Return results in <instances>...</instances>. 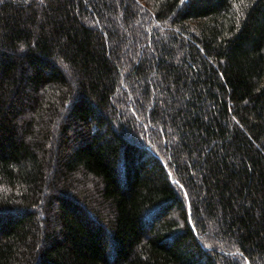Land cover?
Returning <instances> with one entry per match:
<instances>
[{"label":"trees","instance_id":"1","mask_svg":"<svg viewBox=\"0 0 264 264\" xmlns=\"http://www.w3.org/2000/svg\"><path fill=\"white\" fill-rule=\"evenodd\" d=\"M0 264H264V0H0Z\"/></svg>","mask_w":264,"mask_h":264},{"label":"snow or ice","instance_id":"2","mask_svg":"<svg viewBox=\"0 0 264 264\" xmlns=\"http://www.w3.org/2000/svg\"><path fill=\"white\" fill-rule=\"evenodd\" d=\"M182 2H183V0H182ZM252 3H254V0H239V4L245 8L250 7ZM241 15H242V13H241Z\"/></svg>","mask_w":264,"mask_h":264}]
</instances>
